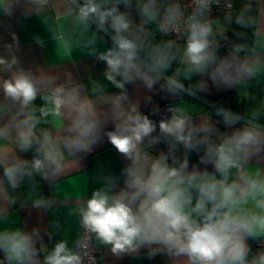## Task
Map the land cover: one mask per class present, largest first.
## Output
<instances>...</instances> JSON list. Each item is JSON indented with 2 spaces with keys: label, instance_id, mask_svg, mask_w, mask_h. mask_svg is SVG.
<instances>
[{
  "label": "clouds",
  "instance_id": "clouds-1",
  "mask_svg": "<svg viewBox=\"0 0 264 264\" xmlns=\"http://www.w3.org/2000/svg\"><path fill=\"white\" fill-rule=\"evenodd\" d=\"M33 18L32 41L55 45L43 65L25 66L15 31L0 43V264H104L103 249L264 264V0H0V19ZM84 58L103 70L67 67ZM210 87L243 110L187 99ZM104 142L125 163L89 191L82 162ZM74 173L77 196L63 188ZM25 208L47 226L27 230Z\"/></svg>",
  "mask_w": 264,
  "mask_h": 264
},
{
  "label": "crops",
  "instance_id": "crops-1",
  "mask_svg": "<svg viewBox=\"0 0 264 264\" xmlns=\"http://www.w3.org/2000/svg\"><path fill=\"white\" fill-rule=\"evenodd\" d=\"M17 15L19 16V13H17ZM60 23H63V21L61 20ZM9 31H15L19 37L21 44L20 55L25 66H31L33 64L43 65L46 58H50L52 56V49L55 45L54 42L51 41L50 37L47 36V34L41 33L49 40L48 47L46 49H40L31 39L34 33L41 32L40 26L34 18L31 20L0 19V38H2L0 39V43L3 41L10 42L11 37L9 35ZM229 35H231V33H229ZM64 44L67 45V41H65ZM70 51L71 49L69 46H62L57 50V53L59 55H65ZM67 67L70 68L75 74L85 76L88 70H90L93 74H99L103 70L104 65L102 63H94L92 58H84L82 61L78 62L76 66L69 64ZM129 87L134 96L139 95L142 97L144 94L143 90L137 93L133 86ZM252 91L259 93V89L255 87L252 89ZM201 95H204L213 101H216L217 103L229 106L235 110H243V106L239 104L238 94L235 89L217 90L210 87V90L207 93H203ZM187 99H189L191 103L200 105L199 107H208L197 99H192L190 97ZM153 102L158 103L163 107L165 104L170 102V99L163 96L162 94H154ZM150 108V104H142V110L146 113L150 110ZM153 118L157 120L159 119L158 116ZM197 159V155L192 154L190 163L196 162ZM124 163L125 161H123V158L115 152L110 144L107 142L99 144L95 148L94 152L88 155L82 162L81 171L87 172L89 174V191H91L92 188L98 186L92 179V176L98 170H100L101 166H103L105 170H111L118 173L119 169ZM63 188L70 195H80L86 188L85 174L74 173L64 182ZM20 191L21 190L18 189L17 193L19 194ZM42 192L45 196L52 195V189L49 188L46 182H42ZM57 207L62 208L63 205H58ZM19 219L21 224L25 226L27 230H31V228L34 226L41 227L43 229L48 224L50 214L44 212L43 210L25 208L19 210ZM74 231L75 228L73 227V232ZM45 242H48L47 236H45ZM102 251L104 254V264H170L167 256L157 255L153 258H148L144 250H142L138 256L133 257L126 255L119 260L112 257L107 249H103ZM0 258H2V253H0Z\"/></svg>",
  "mask_w": 264,
  "mask_h": 264
},
{
  "label": "water",
  "instance_id": "water-1",
  "mask_svg": "<svg viewBox=\"0 0 264 264\" xmlns=\"http://www.w3.org/2000/svg\"><path fill=\"white\" fill-rule=\"evenodd\" d=\"M200 102L204 103L205 105H207L208 107H210L211 105H219L220 103H217L216 101H213L212 99L204 96V95H201L199 99Z\"/></svg>",
  "mask_w": 264,
  "mask_h": 264
},
{
  "label": "built area",
  "instance_id": "built-area-1",
  "mask_svg": "<svg viewBox=\"0 0 264 264\" xmlns=\"http://www.w3.org/2000/svg\"><path fill=\"white\" fill-rule=\"evenodd\" d=\"M223 51H225V49H222V52H223ZM250 243H252V247H253V249L255 250V248L257 247L256 243H253V242H251V241H250ZM98 255H99V254H98Z\"/></svg>",
  "mask_w": 264,
  "mask_h": 264
}]
</instances>
